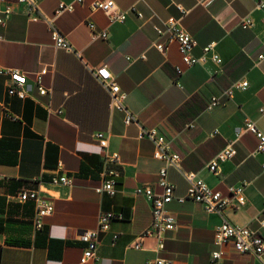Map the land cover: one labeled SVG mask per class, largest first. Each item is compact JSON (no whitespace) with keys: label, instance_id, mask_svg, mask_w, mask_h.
Returning a JSON list of instances; mask_svg holds the SVG:
<instances>
[{"label":"crops","instance_id":"0c3cea01","mask_svg":"<svg viewBox=\"0 0 264 264\" xmlns=\"http://www.w3.org/2000/svg\"><path fill=\"white\" fill-rule=\"evenodd\" d=\"M17 0H1L13 14L0 28V71L19 70L27 75V95H9L10 77L0 74V264H79L87 244L80 236L96 230L101 213L122 215L101 233L97 258L87 264H146L157 257L172 264H212L219 215L208 214L200 204L176 202L167 209L177 229L159 244L143 238L151 227L152 205L134 195L139 186L156 187L163 164L154 158V145L139 139L141 127L156 129L171 142L183 161L181 171L195 174L224 196L245 186L246 204L227 210L228 220L248 226L264 237V154L258 141L242 131L249 119L264 132V11L254 0H112L121 11L136 5L143 15L129 14L125 23H112L83 0L72 12L56 16L61 4L76 0H41L42 14L55 24L80 57L56 49L44 22L34 23ZM251 16V29L240 27ZM176 19L197 42L195 54L214 44L221 64L209 61L186 68L177 45L166 54L154 46L162 42L155 27ZM108 33L93 39L88 26ZM106 67L127 94L126 106L138 118L126 124L125 113L110 107V96L92 69ZM184 70L177 75L176 68ZM46 69L40 96L36 76ZM248 82L246 91H235L222 106L209 109L212 97H222L236 83ZM108 137L109 150L122 161L116 196L98 195L102 157L96 135ZM230 143L236 155L213 174L209 163ZM170 169L176 195L186 193L182 172ZM67 177L73 186L54 185ZM23 190L40 191L54 201L55 211L34 227L35 204L21 203ZM117 236V240H114ZM142 241L143 249L133 245ZM225 264H261L250 255L225 247Z\"/></svg>","mask_w":264,"mask_h":264},{"label":"built area","instance_id":"2783aa9c","mask_svg":"<svg viewBox=\"0 0 264 264\" xmlns=\"http://www.w3.org/2000/svg\"><path fill=\"white\" fill-rule=\"evenodd\" d=\"M1 1V0H0ZM145 0H138L144 2ZM256 9L264 11V0H254ZM19 5L25 7L26 13L30 21L44 22L51 33V39L56 49L72 53L80 57L65 35L57 28L55 18H48L42 14L40 4L41 0H17ZM83 0H76L69 4H61L56 16L64 12H72L75 4H81ZM95 11H102L112 23H125L129 14H136L140 19L143 15L137 11L136 5L128 10L121 11L116 3L112 0L97 1L92 4ZM13 10L11 6L5 9L0 8V28L5 27L8 20L11 18ZM255 24V19L251 16H246L241 19L240 27L244 30L251 29ZM264 26V18L262 19ZM93 39L102 38L108 39V33L105 31L98 32L93 23L88 24ZM155 31L162 42L157 43L154 47L162 54H166L172 45H177L181 55L182 63L186 68H192L197 65H203L209 61L216 64H221L220 57L213 52L214 44L208 45L202 49L201 55L197 56L195 50L197 42L185 31L176 19H169L162 22V26H156ZM0 41L3 37L0 36ZM264 59V54L259 56V60ZM93 74L99 83L108 92L111 102L110 107L114 110L125 113V123H137L138 118L131 113L126 106L127 94L122 91L121 87L112 77V74L106 67L100 69H92ZM44 69L35 78V84L40 96H48L49 90L43 84V76L47 74ZM178 76L184 73L180 67L176 68ZM1 75L11 78L12 86L8 90L9 95H17L19 98H26L27 91V75L19 70L5 69L0 71ZM249 86L248 82L236 83L232 88L225 91L222 97H212L210 100L209 109L222 106L225 99H231L235 91H246ZM264 112V110H263ZM244 133H250L255 136L258 141L257 154H264V132L257 125L246 119L242 128ZM98 154L102 157L101 183L95 188L98 195L107 194L110 197L116 196L118 190L116 188L121 177L122 161L117 153L109 150L108 137L103 133L96 135ZM139 139H148L154 145V158L160 161L163 166L158 173L156 187L160 192H156L154 187L139 186L134 190V195L143 197L152 205L153 221L151 227L145 232L143 238L153 237L158 240L159 244L165 240V234L170 231H175L178 227L175 217L170 214L167 207L173 202L185 204L186 202H194L200 204L204 211L208 214L219 215L222 218V223L215 230V246L216 250L211 253L212 264H225L226 251L225 247L232 246L234 251L240 255H250L261 264H264V237L252 230L248 226H237L232 224L225 213L227 210L238 211L246 204L245 186L240 185L230 190L231 196H224L221 192L212 189L205 181L198 178L195 174L185 173L181 171L182 157L172 150L171 142L163 135L159 134L156 129H144L141 127ZM234 144L230 143L222 150L208 165L209 170L213 174H217L222 163L231 160L235 155ZM264 172V164L261 166ZM175 169L182 172L183 177L188 183V188L184 195H176V187L169 179V170ZM54 185L73 186V181L67 177L54 178ZM21 203L33 202L35 204L34 227L36 231H40L44 226V219L53 215L55 211L54 201L52 198L43 195L40 191L23 190L16 196ZM123 220L122 215H117L111 212L101 213L98 217V227L96 230H87L81 236L80 240L87 244L79 264H87L97 258L96 252L101 233H106L110 230L113 221ZM114 236V240H117ZM136 250L143 249L142 241L136 242L133 245ZM146 264H172V261L157 257L148 260Z\"/></svg>","mask_w":264,"mask_h":264}]
</instances>
